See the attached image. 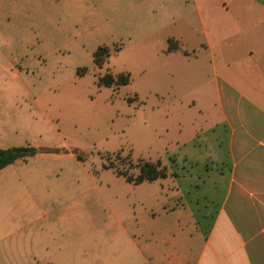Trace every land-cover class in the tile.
I'll return each instance as SVG.
<instances>
[{
	"label": "rangeland",
	"instance_id": "1",
	"mask_svg": "<svg viewBox=\"0 0 264 264\" xmlns=\"http://www.w3.org/2000/svg\"><path fill=\"white\" fill-rule=\"evenodd\" d=\"M192 12L182 0H0V149L36 151L0 171V264H141L128 234L159 186L104 165L134 175L124 157L163 158L176 169L181 140L215 119L181 104L187 63L178 73L173 57L143 54ZM107 72L130 82L104 85Z\"/></svg>",
	"mask_w": 264,
	"mask_h": 264
},
{
	"label": "crops",
	"instance_id": "2",
	"mask_svg": "<svg viewBox=\"0 0 264 264\" xmlns=\"http://www.w3.org/2000/svg\"><path fill=\"white\" fill-rule=\"evenodd\" d=\"M182 2L188 31L160 30L143 54L173 57L178 73L187 63L181 104L217 114L181 140L180 167L157 159L166 176L138 183L159 189L139 199L147 220L134 212L129 243L141 264H264V0Z\"/></svg>",
	"mask_w": 264,
	"mask_h": 264
},
{
	"label": "trees",
	"instance_id": "3",
	"mask_svg": "<svg viewBox=\"0 0 264 264\" xmlns=\"http://www.w3.org/2000/svg\"><path fill=\"white\" fill-rule=\"evenodd\" d=\"M173 39H168V50L178 47L177 40L173 43ZM108 54V49L106 46H100L95 51L94 60L97 65H102L104 63L105 56ZM129 72H120L118 74L105 73L99 78V81L104 85H123L130 82ZM36 153L35 148L29 145L22 146H11L7 148L0 149V171L5 167L18 162L26 161L29 157ZM128 160L129 166L135 168L138 172L136 174H130L127 170L119 169L115 164L108 163L104 165L106 168L113 169L117 175L123 176L126 181L138 184L142 181H151L157 178H163L166 176L165 167L161 166L160 161H150V160H139L134 163L128 157H124Z\"/></svg>",
	"mask_w": 264,
	"mask_h": 264
}]
</instances>
